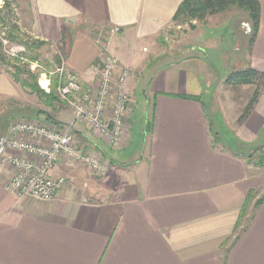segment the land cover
Listing matches in <instances>:
<instances>
[{
    "label": "crops",
    "instance_id": "1",
    "mask_svg": "<svg viewBox=\"0 0 264 264\" xmlns=\"http://www.w3.org/2000/svg\"><path fill=\"white\" fill-rule=\"evenodd\" d=\"M182 1L18 0L36 36L63 43L83 90L97 83L101 31L118 30L107 49L133 76L118 149L73 127L82 158L110 163L103 177L62 157L53 175L67 184L42 203L16 200L4 188L13 170L0 174V264H264V199L254 195L262 167L251 161L264 147V87L241 123L248 103L232 109L222 92L234 71L264 73V0L251 46L247 14L241 24L219 14L194 23L173 59L158 44ZM13 90L0 70V96ZM40 116L30 120L67 124ZM134 124L141 145L131 150Z\"/></svg>",
    "mask_w": 264,
    "mask_h": 264
},
{
    "label": "built area",
    "instance_id": "2",
    "mask_svg": "<svg viewBox=\"0 0 264 264\" xmlns=\"http://www.w3.org/2000/svg\"><path fill=\"white\" fill-rule=\"evenodd\" d=\"M117 31L113 29L111 34ZM100 41H97L100 44V67L95 86L83 90L77 77L66 70L63 61L60 68L49 73L59 80L56 94L59 102L71 113L70 123L52 128L34 120H18L9 125L0 154V174L6 167L13 170L4 188L16 200L42 203L56 200L67 184L65 178L53 175L62 157L70 162L83 160L93 176L101 177L107 172V162L91 156L82 158V153L75 147L73 133L75 123H80L87 132L113 149H118L123 135L125 116L131 103L127 84L133 73L108 52V41H101L102 44ZM4 44H8L7 41ZM21 52V48L11 46L12 57L17 58ZM41 77L46 79L45 75ZM44 81L46 89L41 88L49 93L50 82L48 79Z\"/></svg>",
    "mask_w": 264,
    "mask_h": 264
},
{
    "label": "rangeland",
    "instance_id": "3",
    "mask_svg": "<svg viewBox=\"0 0 264 264\" xmlns=\"http://www.w3.org/2000/svg\"><path fill=\"white\" fill-rule=\"evenodd\" d=\"M25 10V8H22V6L18 4V0H0V57L4 58L6 62V65H0V70L12 80L14 88V93L12 96H0V140L2 138L6 139V131L9 125L16 123L18 120L35 119L37 117V113L41 115L40 120L43 118L45 119V114H49L50 117L54 119L56 118L61 123L68 124L70 122V119L66 120V117H68V110L63 107L59 100L58 103H54L53 106H47L45 104L44 98L39 96L38 93L35 94L34 92H32V90L28 89V87L26 88L23 86L25 82L29 85L34 84L31 76L33 75L36 76V83L38 85V88L44 93L46 92L41 88V84L44 83L42 79H48L50 82V86L52 85V82L55 81L56 93V89L59 85V80H57L58 78L54 75L49 76V73H52L57 68L61 67V59L64 58L65 54V47L63 43L57 44L49 41H44L43 37L36 36V33H34L35 30L33 29L34 27L32 25V19L28 13L29 11L26 12ZM227 13H231V16L236 15L240 24L244 21L242 18V14L237 10H232L229 12L224 11L219 14L227 15ZM194 23L198 22L188 21L179 24L172 23V28L166 32H163L159 38L158 47L160 48L162 55L163 53L171 51L170 49L173 48V53H175V56H173L172 58H178L180 54V45L183 43L182 40L184 37V33L192 29ZM111 30L113 29L108 30L106 36H103L101 31L97 35L98 37H96V43L98 40L102 41V38L104 39V41H108L110 43L112 37L115 35L111 34ZM11 37H13V39H11ZM239 37L241 39H245V37L242 36L241 33L239 34ZM4 41H7L8 44H4ZM98 45L100 46V44ZM11 46L22 49V52L18 54L17 58H14L10 55ZM145 47L148 48L149 46L145 45ZM210 55L215 58L216 62L220 60L219 53L210 52ZM219 63L220 62H218L217 65H219ZM99 67L100 65L97 66V69ZM41 75H45L46 79L41 77ZM50 88L51 87H49V90ZM254 90V87L244 86L222 89V92L231 94V100L234 104L232 106V109H235L236 105L239 106L240 104L242 105L241 107L243 109L251 98ZM224 102L228 105L227 100H225ZM140 113L141 108L139 106V114ZM140 129L141 128H139L138 124H134L131 131L133 142L131 150H136V148L141 145ZM85 132L89 136L93 137V135H91L86 130ZM260 157L264 158V151H261V148L257 149L256 155L251 158V161L256 164L258 163V159ZM103 162L105 161L103 160ZM107 166V168H109V162H107ZM74 167H76V165ZM84 170V167H81L79 169L80 175L84 176L87 174L86 178H90L88 171L89 173H92V171L89 168L88 171L86 169V172ZM108 170L109 169H107V171ZM257 173L259 176V186L254 195L258 198H264V166L262 168H259L257 170Z\"/></svg>",
    "mask_w": 264,
    "mask_h": 264
},
{
    "label": "trees",
    "instance_id": "4",
    "mask_svg": "<svg viewBox=\"0 0 264 264\" xmlns=\"http://www.w3.org/2000/svg\"><path fill=\"white\" fill-rule=\"evenodd\" d=\"M232 10L242 11L247 14L251 29L248 46H251L257 34L260 21V6L257 0H183L172 18V23L179 24L188 21L204 22L208 17L217 15L224 11L229 12ZM11 39H13V37H11ZM4 64L6 65L4 58L0 57V65L4 66ZM31 76L34 84L29 85L25 82L23 86L26 88L28 87V89L32 90L35 94L38 93L39 96L44 98L47 106H53L54 103H58V98L55 93L56 82H52L49 93H44L38 88L36 76ZM225 84L230 87L250 86L255 88L247 106L244 108L241 116L239 117V123H241L251 112L260 92L264 87V73H259L249 68L234 71L228 75ZM45 115L52 119L49 114ZM261 151H264V147L261 148ZM257 165L263 167L264 158L260 157ZM250 198L251 197L249 196L247 197L248 202Z\"/></svg>",
    "mask_w": 264,
    "mask_h": 264
},
{
    "label": "water",
    "instance_id": "5",
    "mask_svg": "<svg viewBox=\"0 0 264 264\" xmlns=\"http://www.w3.org/2000/svg\"><path fill=\"white\" fill-rule=\"evenodd\" d=\"M4 146H5V138H2L0 140V154L2 153V151L4 149Z\"/></svg>",
    "mask_w": 264,
    "mask_h": 264
},
{
    "label": "bare ground",
    "instance_id": "6",
    "mask_svg": "<svg viewBox=\"0 0 264 264\" xmlns=\"http://www.w3.org/2000/svg\"><path fill=\"white\" fill-rule=\"evenodd\" d=\"M42 81H43L44 83L41 84V86H42L43 89H46L47 83H46L44 80H42Z\"/></svg>",
    "mask_w": 264,
    "mask_h": 264
}]
</instances>
